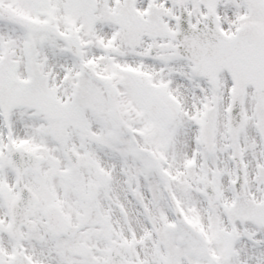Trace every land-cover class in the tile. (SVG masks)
I'll return each mask as SVG.
<instances>
[{"label": "snow or ice", "instance_id": "6c2138e0", "mask_svg": "<svg viewBox=\"0 0 264 264\" xmlns=\"http://www.w3.org/2000/svg\"><path fill=\"white\" fill-rule=\"evenodd\" d=\"M0 264H264V0H0Z\"/></svg>", "mask_w": 264, "mask_h": 264}]
</instances>
